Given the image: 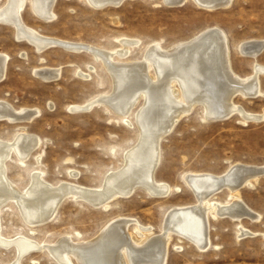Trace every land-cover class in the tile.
Listing matches in <instances>:
<instances>
[{
    "label": "rangeland",
    "instance_id": "obj_1",
    "mask_svg": "<svg viewBox=\"0 0 264 264\" xmlns=\"http://www.w3.org/2000/svg\"><path fill=\"white\" fill-rule=\"evenodd\" d=\"M5 1L0 0V6ZM53 9L55 16L50 21L35 14L29 4L22 10V16L28 25L45 35L106 49L121 48V40L125 38L138 40L139 44L121 59L140 58L154 42L170 48L216 26L227 34L236 73L246 76L253 72L255 63L264 66V49L257 57L243 55L239 50L245 40L264 39V0H232L228 6L215 9L201 7L193 0L175 6L163 0H124L103 8H96L87 0H56ZM0 53L8 55L6 73L0 81V99L18 108L38 110L30 121L0 120V139L10 140L24 127L41 139L26 162L21 163L14 153L10 155L6 163L9 179L24 189L30 173L38 170L52 183L70 181L101 186L106 173L123 164L124 151L136 142L138 130L102 103L87 111H74L72 106L85 104L95 96L109 98L113 89L110 72L86 51L70 52L54 46L39 52L30 43L18 40L13 26L3 23H0ZM43 65L59 67L58 79L49 81L36 76L34 69ZM79 71L88 76L80 75ZM258 77L263 93L256 97L238 95L234 99L252 113H264V72ZM140 104L141 101L137 107ZM137 107L129 115L132 122ZM160 148L156 178L172 186L167 195L156 196L138 188L103 208L80 197H68L60 203L52 220L35 227H31L13 202L5 204L0 210V240H4L0 242V264H60L45 250L17 253L12 241L20 235L37 243L56 240L66 233L73 239L91 238L119 215L137 219L159 231L165 214L174 206L197 201L184 175L225 173L237 163L263 167L264 117L245 121L236 113L208 120L197 105L161 139ZM71 172L77 173V177L73 178ZM241 196L259 214L257 219L210 217L212 243L205 250L173 233L166 264H264V174L245 185ZM229 199L227 190L211 198L224 202ZM240 224L251 233L239 234Z\"/></svg>",
    "mask_w": 264,
    "mask_h": 264
},
{
    "label": "bare ground",
    "instance_id": "obj_2",
    "mask_svg": "<svg viewBox=\"0 0 264 264\" xmlns=\"http://www.w3.org/2000/svg\"><path fill=\"white\" fill-rule=\"evenodd\" d=\"M87 1L96 8H103L119 5L124 0ZM187 1L163 0L174 6L183 5ZM193 1L199 6L217 1L221 3V7L232 2ZM55 2L56 0H6L0 6V23L13 26L17 39L30 43L39 52L60 46L70 52L86 51L103 63L113 80V89L108 93L110 97L95 96L85 104L72 106V110L87 111L102 103L122 117L128 125L136 126L138 138L132 147L124 151L123 164L117 169L109 170L99 187L70 181L52 183L45 179L42 171L34 170L24 189L9 179L7 160L14 153L21 163L26 162L41 139L28 132L25 127L18 130L10 140L0 139V210L5 204L13 202L31 227H35L52 220L60 203L68 197H80L89 201L92 206L103 208L138 188L156 196L167 195L172 186L156 178V168L161 161L160 142L183 115L199 105L208 120L228 118L236 113L245 121L264 117V113L245 111L234 101L238 95L256 97L263 93L258 74L264 72V66L255 63L253 72L246 76L236 73L231 64L228 37L221 28L213 26L203 29L170 48L154 42L140 58L121 59L129 55L131 47L139 44L138 40L122 39V47L111 50L45 35L23 19L22 10L29 4L30 9L39 17L46 21L52 20L55 16ZM258 47L264 49V39L245 40L239 45V50L243 55L257 57ZM7 61L8 55L0 53V81L5 76ZM89 68L92 69V65ZM34 74L50 81L58 79L61 69L43 65L36 67ZM79 74L88 76L81 71ZM140 101L141 104L137 107ZM136 107L132 122L129 115ZM37 113V109L18 108L0 99V120L30 121ZM259 168L262 167L237 163L225 173L191 172L184 175L185 182L197 201L192 205L174 206L165 214L161 229L157 232L153 226L142 225L137 219L119 215L91 238L73 239L66 233L56 240L37 243L33 238L20 235L12 244L14 243L16 252L20 255L45 250L60 264H166L173 233L205 250L212 243L209 235L210 217L228 216L238 221L245 217H259L241 196V189L260 177ZM70 175L77 177L75 172ZM225 190L229 193L228 201L211 200ZM23 194L26 198H23ZM239 232L241 235L251 233L242 224L239 225Z\"/></svg>",
    "mask_w": 264,
    "mask_h": 264
},
{
    "label": "water",
    "instance_id": "obj_3",
    "mask_svg": "<svg viewBox=\"0 0 264 264\" xmlns=\"http://www.w3.org/2000/svg\"><path fill=\"white\" fill-rule=\"evenodd\" d=\"M211 4V5H209ZM201 6L203 7H212V8H220L222 5L221 3H218L217 1H212L211 3H202ZM260 47H258V54L262 51V48L259 49ZM250 95H253V93H248ZM260 170L258 171L260 174H264V166L262 168H259Z\"/></svg>",
    "mask_w": 264,
    "mask_h": 264
}]
</instances>
